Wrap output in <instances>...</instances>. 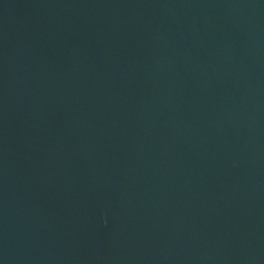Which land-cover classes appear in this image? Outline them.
Instances as JSON below:
<instances>
[{
  "label": "water",
  "instance_id": "water-1",
  "mask_svg": "<svg viewBox=\"0 0 264 264\" xmlns=\"http://www.w3.org/2000/svg\"><path fill=\"white\" fill-rule=\"evenodd\" d=\"M0 264H264V0H0Z\"/></svg>",
  "mask_w": 264,
  "mask_h": 264
}]
</instances>
